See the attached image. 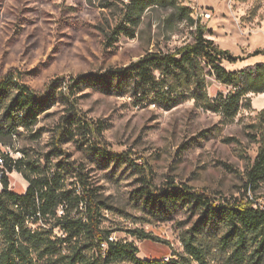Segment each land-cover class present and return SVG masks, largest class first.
Returning a JSON list of instances; mask_svg holds the SVG:
<instances>
[{"label":"rangeland","instance_id":"rangeland-1","mask_svg":"<svg viewBox=\"0 0 264 264\" xmlns=\"http://www.w3.org/2000/svg\"><path fill=\"white\" fill-rule=\"evenodd\" d=\"M133 1L0 0V80L11 77L17 86L51 97L36 126L0 135V154L45 175L60 174L68 190L78 192L84 178L102 203L100 229L116 242L134 243L139 259L200 264L185 253L183 240L189 237L203 249L207 264H234L220 220L186 205L159 212L148 203L152 187L143 180L153 183L154 192L173 182L211 196L216 205L246 202L264 209V181L252 185L249 178L264 146V94H249L251 106L229 120L191 98L189 83L168 81L174 94L186 98L176 97L169 108L162 92L143 97L133 89L107 92L105 85L88 81L190 44L195 27L180 17L178 6L192 10L206 26V38L237 58L235 64L224 62L225 70L264 65V0H177V6H148L137 25L129 20ZM205 12L210 19L201 15ZM203 79L211 100L233 91L205 66ZM6 123L0 105V126ZM7 178L10 191L26 192L21 174ZM78 210L83 206L74 216ZM55 224L42 221L35 228L51 230ZM52 231L57 239L67 237L59 228ZM136 232L159 241L140 240ZM256 249L250 245L244 264L259 260L257 255L250 260ZM256 264H264V257Z\"/></svg>","mask_w":264,"mask_h":264},{"label":"trees","instance_id":"trees-1","mask_svg":"<svg viewBox=\"0 0 264 264\" xmlns=\"http://www.w3.org/2000/svg\"><path fill=\"white\" fill-rule=\"evenodd\" d=\"M168 4L177 6V0H134L129 20L137 25L139 16L148 6ZM178 13L195 27L190 44L175 53L148 54L124 69L109 71L88 82L105 85L107 92L116 89L117 92L125 93V89H133L135 95L141 97L162 92L167 106L172 108L179 99H186L184 95L174 94L176 89L168 85L169 80H178L192 85L191 98L206 102L211 110L223 114L229 120L234 119L242 109L251 106L247 98L249 94H264V65L249 67L240 72L225 70L222 64H235L237 58L220 50L214 41L206 38L207 28L199 19L192 17V10L178 6ZM204 66L211 69L217 81L233 89L228 96L216 100L208 97L203 79ZM91 77L82 76L80 80L86 81ZM14 86L17 87L15 94ZM167 86L169 89L165 92ZM50 101V95L40 96L28 86H17L11 77L0 80V105L8 126H0V135L11 134L14 129L36 126L39 117L48 110ZM4 157L5 170L11 174H21L28 188L24 194H16L10 191L7 177L1 181L0 264H38L45 261L51 264H183L184 258L171 262L142 260L137 257L139 248L134 243L111 241L110 233L100 229L102 203L84 178L80 179L78 192L68 190L64 188L60 174L48 176L22 159ZM249 178L252 185L264 181V146L254 162ZM143 181L152 187H148L151 189L147 192L148 203L154 209L158 208L159 212L168 213L178 205H186L204 210L203 215L212 221L220 220L228 229L222 241L233 250L231 258L234 264L249 261L247 251L253 243L257 249L250 260L255 255L259 260L264 257V209H255L252 203L246 202L216 205L211 196L190 192L173 182H167L154 192L153 183L150 180ZM81 206L83 211L78 210L80 214L74 216L75 209ZM50 220L56 222L53 229L59 228L64 232L67 236L65 239L54 237L53 229L47 230L41 226L35 228L42 221ZM135 236L140 240L159 241L142 232H136ZM183 243L186 255L200 264H207L205 252L193 238L188 237ZM91 250H95L93 255L88 253Z\"/></svg>","mask_w":264,"mask_h":264},{"label":"built area","instance_id":"built-area-1","mask_svg":"<svg viewBox=\"0 0 264 264\" xmlns=\"http://www.w3.org/2000/svg\"><path fill=\"white\" fill-rule=\"evenodd\" d=\"M202 16H205V18L210 19L211 15L207 12L201 14ZM5 166H6V160L4 155L0 154V186H1V181L5 178L8 177L9 173L7 170H5ZM111 241H114L113 239H111Z\"/></svg>","mask_w":264,"mask_h":264},{"label":"crops","instance_id":"crops-1","mask_svg":"<svg viewBox=\"0 0 264 264\" xmlns=\"http://www.w3.org/2000/svg\"><path fill=\"white\" fill-rule=\"evenodd\" d=\"M28 188V187H27ZM24 194V193H23Z\"/></svg>","mask_w":264,"mask_h":264}]
</instances>
